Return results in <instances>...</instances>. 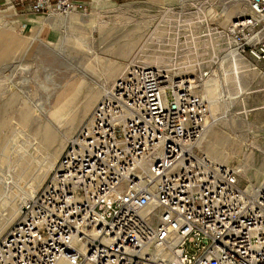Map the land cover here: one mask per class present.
I'll use <instances>...</instances> for the list:
<instances>
[{"label": "built area", "instance_id": "built-area-1", "mask_svg": "<svg viewBox=\"0 0 264 264\" xmlns=\"http://www.w3.org/2000/svg\"><path fill=\"white\" fill-rule=\"evenodd\" d=\"M86 1L10 0L59 15ZM241 1L252 16L217 35L264 65V0ZM208 75L130 65L0 239V264H264V186L199 153Z\"/></svg>", "mask_w": 264, "mask_h": 264}, {"label": "rangeland", "instance_id": "rangeland-1", "mask_svg": "<svg viewBox=\"0 0 264 264\" xmlns=\"http://www.w3.org/2000/svg\"><path fill=\"white\" fill-rule=\"evenodd\" d=\"M102 4L112 9L102 8L99 18L94 10ZM240 4L249 14L248 6L242 1ZM231 5L226 0H87L85 10L78 12L77 23L73 26L61 23L52 29L40 25L50 15H58L56 18L61 19L67 14H30L24 8L13 6L10 0H0V44H3V48L0 47V143L3 141L0 144V185H5L6 173L11 171L9 157L17 143L28 148L26 151L29 150L32 155H40V148L32 145L37 142L33 137L34 131L44 127L45 111L42 110L53 108L62 85H66L71 78L73 81L75 76L81 77L92 61L104 67L121 66V73L111 81V87L135 63L151 67L168 66L172 72L179 65H194L195 69L178 76L199 77L208 72L209 77L196 86V93L207 102V125L209 127L216 120L215 126L221 136L230 138L235 144L229 147L223 144L221 149L231 158L227 165L237 169L240 185L249 193L262 188L264 65L237 58V68L229 69L228 66L234 63L229 59L222 60L229 41L219 38L217 33L228 31L225 6L230 10ZM76 34L78 36L74 37ZM152 58L157 59L155 66L149 65ZM231 71L241 75H234ZM92 81L88 80V84ZM44 87H48L50 92H45ZM203 88L217 95L219 108L211 115L212 99L203 95ZM80 96L84 98L80 94L77 103L82 100ZM104 96L98 99L86 119L69 137L37 192L52 175L71 139L86 127L94 108ZM36 108L42 109L40 115L34 113ZM64 133L65 130H62L61 134ZM17 152L18 157L23 156L20 149ZM199 153L205 156L204 146ZM246 153L249 157L245 156ZM259 175L263 179L260 176V181L256 182ZM253 186L258 189L254 191ZM31 188H35L34 184Z\"/></svg>", "mask_w": 264, "mask_h": 264}, {"label": "bare ground", "instance_id": "bare-ground-1", "mask_svg": "<svg viewBox=\"0 0 264 264\" xmlns=\"http://www.w3.org/2000/svg\"><path fill=\"white\" fill-rule=\"evenodd\" d=\"M239 1L241 2V0L226 1V2H230L233 4L230 6V10L228 6H225V8L227 9V13L225 14L226 16L225 20H226V25L228 26L229 29L231 28L233 21L237 19V17L239 19L245 16H252L251 12L249 14L246 13L245 9L240 6L241 4ZM99 6L100 5H98V7L94 10L97 12L98 14L97 16L99 18L101 16L102 8L105 7L104 9H110V10L112 9V7L106 6L105 4H102L101 7ZM10 12L13 13V10L11 9ZM223 13H224V9H223ZM79 15L80 14L75 11L68 13L67 16L61 19L56 18V16L58 15H50L48 18L45 19L43 24H41L40 26L42 27L48 26V27H51L52 29H56L58 27L57 25L61 23L66 24V25L68 24L69 26H73L75 23H77L76 21L79 20ZM5 28L7 29V25L5 26ZM78 28H80V25ZM113 32H114V29H113ZM2 34H5V33H2ZM76 36L78 35L76 34L74 37ZM118 42H116V44H118ZM61 44L63 43L61 42ZM47 45H48V48H50L49 44ZM0 47L3 48V44L2 45L0 44ZM221 58L222 60L229 59L231 62L234 63L228 66L229 69L232 67L237 68V65H238L237 63H239L238 61L239 59H237V55L234 53L233 50H230L227 54L223 55ZM87 59L89 61V58ZM105 59L107 58L105 57ZM62 60H65V59L63 58ZM66 60H68L67 57H66ZM156 61H157L156 58H152L150 60L149 65L155 66L156 65L155 63H158ZM95 62H97L96 64H98L99 61L96 60ZM69 65L71 66V63ZM165 68L170 69L168 66H165ZM193 68H194V65L193 67L192 65L190 66L179 65L177 68H174L173 72H174V75L176 74L178 76V75H183L187 72L192 71ZM86 70L87 72L81 73V77L75 76L73 77L74 78L73 81H71L72 80L71 78L70 81L66 82L67 83L66 85L64 86L62 85V87L60 86L62 91L56 95V98H55L56 102H54L55 105L53 108L43 109V110L40 108H36L34 110V113H36V115L37 113L39 115L41 114L40 110L45 111L44 113L45 123L42 124L44 125V127H41L40 129H38L37 131H34L33 133V137H35V140L37 139V142L34 143L32 139L28 138L30 139V141L34 143L32 146H34L35 148L36 147L40 148V155L39 156L32 155L29 152V150L26 151L28 148L20 147L18 143L16 147L13 148L12 153L9 157L11 171L6 173L7 179H5V185H2V186L0 185V236L13 224L14 221H16L19 218L25 204L29 200L33 199L34 196L38 193L37 190L41 187V184L44 182V179L47 176V174L53 169L59 155L61 154V151L65 143L69 141L70 139L69 137L73 135L77 127L86 119L88 113L91 111V109L93 108L95 103L98 101V99L101 96L108 94V92L111 89L110 88L111 81L115 79L121 73V66L119 64H114V65H109L107 67H104L101 65H95L91 61L90 64H87ZM231 72L234 75H237V74L239 76L241 75V73L239 72H233V71ZM75 78H77V80ZM88 80L90 81L93 80V81L92 83L88 84ZM43 90L45 92H50V89L48 87H44ZM203 91H204L203 95L212 99V101L210 102L211 112L210 113L208 112L211 115V113H213L214 111L217 112L219 108V102L217 99V95L207 90L205 91L204 88H203ZM80 94H83L84 98H81L80 96L82 100L81 102L77 103V97ZM215 122L216 120H213V123L208 127L202 141L200 142L199 150L202 148V146H204L205 156L207 157L206 158L204 156V158L207 161L211 163L219 162L221 164L227 165L231 161V158L230 156H227V154H225L222 151L221 147L223 144L227 147L234 146L235 144L231 141L230 138L221 136V133H219L220 131L218 132V129H216ZM218 123H220V121H218ZM234 124H235V121H234ZM30 130L33 131V129H30ZM62 130H65L64 134H61ZM10 141L12 142V140ZM17 149H20L22 151L23 156L18 157ZM245 156L249 157V154L246 153ZM262 175H264V172ZM262 175H259L256 179H259L260 176ZM262 179H263V176H262ZM255 181L259 182L260 179L255 180ZM1 183L2 182H0V184ZM32 184H34L35 186V188L33 189L31 188ZM257 189H258L257 187L253 186L254 191H256Z\"/></svg>", "mask_w": 264, "mask_h": 264}]
</instances>
